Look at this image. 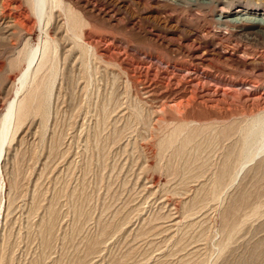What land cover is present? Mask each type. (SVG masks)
<instances>
[{"label":"bare ground","instance_id":"1","mask_svg":"<svg viewBox=\"0 0 264 264\" xmlns=\"http://www.w3.org/2000/svg\"><path fill=\"white\" fill-rule=\"evenodd\" d=\"M122 1L129 3V5L122 6ZM22 2L27 9V16L21 13L18 14L16 18H18L20 24L28 27L27 30L24 28L27 37L23 39L20 45L19 43L18 46L11 45L12 53L10 52L11 50L9 51V53H11L10 62L13 68L15 67L19 70V74L13 98L9 101L4 114L0 117V175L4 171L8 173L7 175L9 177V188H7V199L9 198L8 208H10L12 202L17 199L15 196L18 192L19 170L17 171L16 166L19 163L15 161L16 165H14L10 171L7 170V166L3 165V161L8 160L5 147L16 139L17 133L28 120L39 118L42 127L40 131H42L43 134L47 129L49 130L48 126L50 125L48 124L50 121L53 120L56 126L59 112L57 108L52 106L53 98H56L54 97L55 91L57 90L58 92L59 90V94L60 89L68 86L73 88L72 90L67 89L68 91H72L73 93V91L76 90L79 95L83 93L84 99L88 96L86 99L87 104L83 102L85 103V105L82 104L84 107L80 105V107H82L81 110L85 112L84 114L89 115L91 119V122H86V124L84 121L82 124V132L85 131L86 135L84 136L86 138L88 137L82 147V153H84V155L92 149L93 152L94 150L98 151L100 155L101 152L105 153V150L112 149L115 145L120 147L119 143L125 137H131L132 139L133 137H140V134H136L137 131H134L136 128L134 129L132 127L135 120H138L142 124L141 128L143 129V133L141 132V134L144 137H160V139L158 138L156 140H159V153L156 154L158 163H155L158 169L162 168L168 173L172 170L174 171L175 167H178L177 169L179 171L175 169L179 174L177 175L175 170L174 175L176 174L177 176H175L176 178L173 177L174 179L170 180V182L177 179L175 181L178 186L181 187L189 183L198 182L196 183L197 186L191 198L188 196L190 198L188 199L190 206L191 204H193V206L194 204L199 205V207L200 205L203 206L206 203H204L202 197H205L208 198L211 203L208 201L207 204L209 203L210 205H204L202 209H208V207H215V209L218 210L222 209L223 202H226L223 201V193L229 192L239 180L240 182L243 180L244 177L242 173L250 170L251 173H253L252 171L255 172L260 170L261 167H264V53L256 52L252 49L253 47L250 46L259 45L260 43L264 45V0H22ZM6 3L9 4V2ZM98 5L100 7H98ZM130 6L137 8L142 13L136 17L137 21L135 18H132L133 16L130 18ZM5 7V0H0L1 12ZM152 8L155 9V15L150 14V9ZM164 8H170L172 12L173 10H177V12L181 11L188 14H192L191 12L195 11H197V13H208V15L201 18L206 25V29L199 30V25L195 22L196 20L194 18L193 20L195 21L187 20L184 16L175 21L174 24L172 23L174 26L171 27V17L167 16L166 18H162L160 16V14H162L160 10ZM121 10L130 18L125 25H123L121 22L122 20L119 19ZM131 10L132 9H130V11ZM97 22L111 28H130L136 37V41L140 44V46L131 49L133 54L157 70L174 76L175 83L169 80L170 82L165 87V91L163 92V89L161 93L158 94L159 99L155 98L159 100L160 103L158 104L160 106L150 108L147 106L146 101L140 100V98L135 95V97L129 98L130 101L127 96L129 102L127 101L128 106L125 107V103L127 102L124 103L123 99L125 98H122L119 94L120 90L117 86L116 74L110 75V86L108 84L103 85L102 78L98 80L96 77L97 74L95 73L97 70H94V72L92 71V66L93 68L95 67L92 65L93 61L91 63L85 62V58L87 57H89L88 59H94L99 56L98 53H96L95 39L89 36L87 38L85 33L87 28L92 27V24ZM140 23L155 27L156 33L152 34L142 29ZM179 26H181V28ZM14 27L17 28V26ZM34 28L40 31L43 38L41 43L37 46H32L30 44V32ZM1 30L2 33H0V36L7 43L11 36V32L8 28H2ZM149 30L151 29L149 28ZM171 31H175L176 33L179 32L187 45L183 46L181 43L174 44L172 40L167 39L172 37V35L167 34ZM171 39L174 38L172 37ZM175 39H178V37H175ZM159 51L165 54L159 53ZM166 55L168 58H166ZM7 57L10 58V56ZM177 57L186 58L187 61L184 64H176L173 62V59ZM99 58H101V56ZM10 65L8 64V66ZM75 72H77V74ZM71 73H75L77 77L74 83L72 80L75 78L73 79V76H70ZM104 81L105 80H103V82ZM128 88L129 87H127V89ZM151 88L152 86L150 88H144V97H154L156 90ZM92 92L95 96L93 99L89 100ZM72 93L69 95L67 93V97L70 98ZM77 93L74 96H77ZM126 94L129 95V93ZM56 101L58 102V99H56ZM66 101L67 103L69 102V100ZM233 101L257 105V109L248 114H244L242 118H233L232 115H229V112L225 110L226 104L230 102L235 103ZM71 102L70 100V105L72 104ZM76 103L78 104V102ZM56 104L57 103H55V105ZM152 105H154V103ZM76 107H78V105ZM74 110H76V108ZM74 110L72 111L73 113ZM67 111L68 110H66V112ZM79 114H81V112H79ZM146 116L149 117L148 120L145 119ZM67 117L69 118V115ZM51 125H53V123ZM68 126H70L69 123ZM76 127H78V124ZM65 128H67V126H65ZM132 128L134 130H132ZM62 132L58 134L56 131L58 138L62 137ZM45 135H41L42 140L43 137H46ZM58 138L56 139L58 140ZM124 141H122V144H124L123 149L125 151L126 149H131V144L133 143L131 142L129 144L130 147L125 148L126 143H123ZM129 141H131V139ZM42 144L44 145V142ZM87 156L88 155H86V157ZM15 158L17 157L15 156ZM91 158L89 157V159ZM85 159L83 160L85 162V167L83 177H81L82 180L80 179L78 186H74L72 189L70 188L71 202L73 203H71L72 214L73 216L77 215L76 220L79 221L82 219L83 211L77 207L79 204L77 205L75 200L78 199L76 193L79 189L82 192L85 172H88V166L90 165ZM102 161L104 162V160ZM102 161L101 164H105ZM101 164H99V166ZM246 169H248V171ZM170 174L173 175L171 172ZM257 174L259 175V173ZM252 183L249 185H252ZM239 184L237 185L238 187ZM181 187H179V189ZM182 188L185 189L186 186ZM3 191H5V185L1 184L0 192ZM35 191L36 189L34 192ZM226 195L224 196V200L225 197H227ZM32 198L33 201L31 202L33 205L37 204L34 203L36 201L35 198H37L36 194H33ZM200 198L203 202H198ZM48 201L50 203L47 205L44 215L42 214L43 216L39 218V221L35 224L29 223V226L25 228L27 229V233L35 232L39 235L40 253L34 260L36 263L41 262L42 264L50 259L49 252L51 250L52 235L55 232L56 223H58L57 220H59L60 216L58 211H56L58 197H54ZM223 208L226 209V206ZM236 208V210L234 209L236 212L232 213V219L227 220L224 218L227 221L226 223H228V221L235 222L237 220L236 218L234 219L233 214H237L241 211V207H239L240 210H238V207ZM258 208L260 209L261 207L258 206L254 210L252 209V212L248 209L250 214L244 216V219L241 217L243 220L239 218L238 222L236 221L237 224H239L237 226L235 224L233 226L234 222L230 223L232 226L229 225V230L222 224L224 229L221 227V231L217 232H220L221 235L224 234L225 237L223 236V238L219 234L223 239L221 241L218 240V246H215V248L218 247V249L216 248L218 250V256L216 254V257H220L228 249L232 239L235 238L233 236L242 225L251 218L259 215ZM224 209L220 211L224 213ZM7 211L8 210L5 212ZM242 211L245 210L242 209ZM243 213V215L246 214L245 212ZM98 219L101 220L100 217ZM239 221L241 223H239ZM99 227L98 220L96 223V232L84 234L82 241H80L77 246L83 244L85 247L82 248L85 249L93 245L91 250L95 247L94 253L97 251L98 253L96 254H99V248L102 245L104 234ZM80 229L83 230L84 228L81 226ZM71 230L75 231V226H71ZM11 233L12 229L9 227L7 232H3L0 235V264L7 262L9 251L12 250L14 246V241L10 242ZM62 240H66L65 236L62 237L61 242ZM74 250L78 252L77 249L74 248ZM82 250L80 251L83 252ZM85 250L88 249L86 248ZM91 250L89 251L91 252ZM87 253L90 254L89 252ZM92 254L93 253H91V255ZM71 257L73 258L74 256ZM84 257L85 256L82 255L79 259H84ZM90 257L92 258L93 256L88 257L89 260H92ZM72 258L71 260H74V258ZM111 259L114 260L113 257L110 258V260ZM80 260L79 263H81ZM122 260L124 262V258H122ZM83 264H85V261Z\"/></svg>","mask_w":264,"mask_h":264},{"label":"rangeland","instance_id":"2","mask_svg":"<svg viewBox=\"0 0 264 264\" xmlns=\"http://www.w3.org/2000/svg\"><path fill=\"white\" fill-rule=\"evenodd\" d=\"M6 2H9V4ZM5 5V9H3L2 12L0 10V14L2 15H0V30L2 28H8V30H10L11 32V36H14H10V38L8 39L9 41L6 40L11 43H6L5 40H3L0 36V117L2 116V114H4L9 101H11V99L13 98L15 92L14 89L17 87L16 84L19 74V70L15 67L13 68L12 63L10 62V54L12 53L11 45L13 44V46H18V43L20 45L23 42V39L27 37L24 31L28 28L26 26H23V24H20L18 22V18H16L18 17V14H27V9L26 7H24L22 0H5ZM121 5L127 6L129 5V3L122 1ZM98 7L100 6L98 5ZM130 9L132 10L130 11ZM130 9V18L131 16H133L132 18H135V20L137 21L136 17H138L142 13L133 6H130ZM150 10V14L155 15V9L152 8ZM160 11L162 13L160 14L162 18H166L167 16L171 17V27L174 26L173 24L175 21L183 18L184 16L187 20H193L194 18L196 21H193L198 23L199 30L206 29V25L201 18L205 15H208V13H197V11H195L191 12L192 14H188L181 11L177 12V10H173L172 12L170 8H164ZM130 18L121 10L119 19L122 20L121 22L123 25H125ZM185 25L189 26L188 24ZM14 26H17V28ZM140 26L142 29L152 34L156 33V30L154 29L155 27L151 25L140 23ZM179 27L181 28V26ZM149 28L151 30H149ZM1 31L0 33H2ZM85 33L87 38L89 36L95 39V48L97 49L96 53H98L99 55L94 59H88L89 57H87L85 58V62L91 63L93 61L92 65H94L95 67L93 68V66L91 65L93 69L92 71L94 72V70H97L95 71V73L97 74L96 77L98 78V80H101L102 78L103 80L107 81H104V83L102 80L103 85L111 84L109 83L110 75L116 74L115 76L117 77V86L120 90L119 94L122 96V98H125L123 99L124 103L127 102L129 98L131 99L135 97V95H137L140 100L146 101L147 106H149L150 108L160 106L158 104L160 102L159 100H157L159 99L158 94H160L163 89V92L165 91V87L170 81L175 83V78L174 76H172V74H165L162 71H159L156 68L150 66L148 63L143 62L133 54L131 49L140 46V44L138 43V41H136V37L134 36V33L130 30V28H111L105 24L97 22L95 24H92V27L87 28L85 30ZM167 34L172 35L174 39H171L172 37H169L167 39L172 40L174 44L181 43L183 44V46L187 45L186 41L184 42L179 32L176 33L175 31H171ZM174 36L178 37V39H175ZM42 40L43 38L40 31L37 28H34L30 32V44L32 46H37L41 43ZM250 46L253 47L252 49L254 51L264 53L263 44L260 43L259 45ZM9 51L11 53H9ZM159 53L164 52L159 51ZM7 56H10V58H8ZM100 56L102 59L99 58ZM166 58H168L167 55ZM186 61V58L181 57L173 59V62L176 64H184ZM8 64L11 65L8 66ZM75 73L77 74V72ZM75 73L70 74L71 77L73 76V79L75 78L74 80H72L73 83L77 78L75 76ZM151 86V89L156 90L154 97H144V88H150ZM127 87L129 88L127 89ZM67 89L72 90L73 88H71V86H68L66 88L63 87L62 89H60L59 94V90L58 92L56 90V96L54 95V97L56 98H53L52 106L54 108H57V111L60 114V117L58 114V119L56 120L57 123L55 122L57 124V127L52 120L50 121L51 123L49 122L48 124L50 126L47 125L49 127V130L47 129V127V133L45 132L43 134L42 131H40L42 130V127L41 120L39 118L28 120L21 128V130L17 133L15 137L16 139L11 141L5 147V152L7 153L6 156L8 157V160H4L3 165L7 166V170L10 171V169L14 165H16V163H19L16 166L17 171L19 170V185L18 192L15 196L17 199L14 198L16 200H13L14 202H12L11 207L8 208L9 198L7 199V188H9V177L7 175L8 173L4 171L0 175V185H5V191H3L4 193L0 192V235L3 232H7L8 228L10 227L12 229L10 242L14 241V246L8 254V258L10 259V261L7 258V262H5L4 264H42L41 262L36 263L34 260L36 259L35 257H37V255L40 253L39 235L35 232L27 233V229L25 228L29 226V223L35 224L37 221H39V218L44 215L46 207L50 203L48 200H51L54 197H58L56 211H58L61 217L59 216V220H57L58 223H56L57 226L55 232L52 235L51 250L49 252L50 259L45 261L46 263L44 262L43 264H50L51 262V264H83L84 261L85 264H145V262L146 264H264V214H262L264 213V167H261L262 170L260 169L255 171L256 173L254 171H252L253 173H251V170L248 171V169H246L248 172L245 171L243 172L244 174L242 173V176L244 178H241H243V180L241 182L239 180V182H237L234 188H231L229 192L223 193L224 196L227 194L225 200L224 196H222L223 201L227 202H223L224 206L222 205V209H220L223 210V207L226 206L227 210L224 209V213H222L218 209H215V207L202 209L204 205H210L209 203L207 204L208 201L211 203V201L205 197L202 198L204 199L203 201L206 204H204L203 206L200 205L201 208L199 207V205L195 204L194 206L193 204H191L190 206V204L188 203V199L191 198V195L196 189V183L198 182L184 185L186 186L185 189L182 188L184 186H178L177 182L175 181L177 179L170 182V180L174 179L173 177L179 174V172H177L178 167H175L177 170L174 168V171H170L171 173H173V175L170 174V172L166 173V170L162 168L158 169L157 164L155 163H158L156 154L159 153V140H156L158 138L160 139V137H144L141 134V132L143 131V129L141 128L142 124L138 120H135L134 124L132 125V127L136 129L134 130L132 128V130L137 131L136 134H140V137H133V139L131 137H125L119 143L120 147H117L118 145H115L112 149L105 150L106 152H104L106 154L101 152V154L99 155L98 151L94 150L93 152L92 149L90 150L91 152L89 151L86 154L88 155L87 158L86 155L82 153L83 144L88 139V137L86 138L84 136L86 135V132H82V124L84 123V121L85 123L91 122V119L89 115L84 114L85 112L84 110H81V108L84 107L85 103L87 104L86 99L88 96L86 97V99H84L83 93L79 95L76 90H74L76 92L73 91L72 93V91H68ZM69 92L72 93L70 95V98L67 97V93L68 95L70 94ZM76 93L77 96H74L76 95ZM126 93H129V95ZM92 94H90L91 96L89 100L94 98L95 95ZM56 99H58V102L56 101ZM66 100H69V106ZM70 100L72 101L71 103L73 105H70ZM73 101L78 102V104ZM128 102L125 103V107L128 106ZM233 102L235 103L230 102L225 106V110H227L229 112V115H232L233 118H242L244 114H248L257 109V105L237 101ZM55 103L57 104L55 105ZM153 103L154 105H152ZM82 104L84 105L82 106ZM77 105L78 107H76ZM80 105L82 107H80ZM75 108L76 110H74ZM66 110L68 111L66 112ZM73 110L74 113L72 112ZM79 112H81V114H79ZM67 114L69 115V118L67 117ZM85 119H88L89 121ZM145 119L148 120L149 117L146 116ZM52 123L53 125H51ZM68 123L71 127L68 126ZM77 124L78 127H76ZM65 126H67V128H65ZM56 131L58 132V134L59 132L63 131L64 133L62 132V137L58 138V134L56 133ZM41 135H45L46 137H43L42 140ZM56 138H58V140ZM130 139L131 141H129ZM122 141H124L123 143H126L125 148L130 147L129 144L132 142L133 144H131V149L129 148L125 151L123 149L124 144H122ZM41 142H44V145ZM48 148H50L51 150ZM15 152L18 154H16ZM15 156L17 158H15ZM83 157L84 159L86 158L85 161H88L90 165L88 166V172H85L82 192L79 189V191L77 192L78 195L76 193V197L78 196V199H76L75 201L77 205H80V207L79 205L76 206L81 211H83L82 219L81 221H79L76 220L77 215L73 216L72 214L71 206L73 203L71 202L72 198L70 196V191L74 186L79 185L80 179L82 180L81 177H83L85 167ZM89 157L92 158L89 159ZM99 158L102 159L100 160ZM102 160H104V162ZM101 161L105 164H101ZM46 164L49 165L47 166ZM99 164L101 165L99 166ZM175 170L177 175H174ZM257 173H259L261 177ZM255 176L256 178H258L256 179ZM254 180H257L256 183ZM251 183L252 185H249ZM238 184L239 187L237 186ZM164 185H166L167 187ZM179 187L181 188L179 189ZM35 189V192H37L38 194L34 192ZM32 193L34 195L36 194L37 196V198H35L36 201L34 202L37 204L34 205L31 202L33 201ZM203 201L201 198L198 200V202ZM258 206L262 208H260L261 211L258 208L259 215L251 218L244 225H242L238 232L233 236L235 238L232 239L228 249L220 257H216V254L218 256V247H216V249L215 246L225 237L224 234L221 235V233H218L217 231H221L224 226H226L228 230L230 229L228 227L229 225L232 226V224L230 223H233L234 221H228V223H226V219H232V213L236 212L234 211V209L236 210V207H238V210H240L239 207H241V211H239L237 214H233L234 219L236 218V221L238 222L239 218L240 220H243L244 216H248L250 214L248 209H250L251 211ZM242 209H244L245 211H242ZM6 210L8 211L5 212ZM67 210L70 211L68 212ZM246 210L248 211V213ZM243 212H245L247 215H243ZM99 217L101 218V220L98 219ZM185 217H188V220ZM241 217L243 219H241ZM98 220L100 226L99 229H102L104 234L102 245L99 248V254H96L98 252L96 251L94 253L95 247L93 250H91L93 245L91 247L88 246L90 248L86 247L88 250H85L86 248L83 249L85 247L83 246V244L79 246L77 245L80 243V241H82V237H84V234L88 232H96V223ZM236 221L233 223V226L234 224L236 226L239 225ZM239 223L241 222L239 221ZM222 224L224 226H222ZM71 226H75V231L71 230ZM81 226L82 228H84L83 230L80 229ZM219 234L224 237L221 238ZM64 236L66 240H62L61 242V239ZM74 248L77 249L78 252H81L80 250L83 249V252L78 253L76 252V250H74ZM89 250H91V252ZM87 252H89L90 254H88ZM91 253L93 254L91 255ZM69 254L71 256H74V260H71L72 257ZM94 254H96L97 256ZM111 254L114 260H110V258H112ZM79 255L85 256L84 259L80 258V260L79 257L81 256ZM89 256H93L92 258L90 257V259L92 260L88 259ZM125 257L127 260L125 259ZM122 258H124V262ZM79 260L81 261V263H79Z\"/></svg>","mask_w":264,"mask_h":264}]
</instances>
